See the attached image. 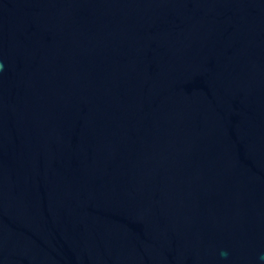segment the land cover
I'll return each instance as SVG.
<instances>
[{
    "label": "water",
    "instance_id": "1",
    "mask_svg": "<svg viewBox=\"0 0 264 264\" xmlns=\"http://www.w3.org/2000/svg\"><path fill=\"white\" fill-rule=\"evenodd\" d=\"M0 63V264H260L264 0H0Z\"/></svg>",
    "mask_w": 264,
    "mask_h": 264
},
{
    "label": "clouds",
    "instance_id": "2",
    "mask_svg": "<svg viewBox=\"0 0 264 264\" xmlns=\"http://www.w3.org/2000/svg\"><path fill=\"white\" fill-rule=\"evenodd\" d=\"M2 69H3V64L0 63V70H2ZM228 255H229V253H228L227 250H221V251H220V256H221L222 258H225V259H226V258L228 257ZM258 259H259L260 264H264V252H261V253L259 254Z\"/></svg>",
    "mask_w": 264,
    "mask_h": 264
}]
</instances>
